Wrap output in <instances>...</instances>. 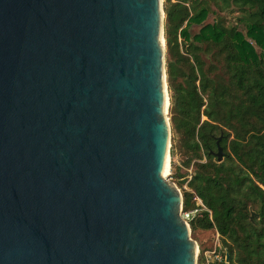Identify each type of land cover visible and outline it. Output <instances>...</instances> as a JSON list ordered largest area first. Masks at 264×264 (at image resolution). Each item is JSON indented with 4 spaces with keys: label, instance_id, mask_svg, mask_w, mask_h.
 Returning a JSON list of instances; mask_svg holds the SVG:
<instances>
[{
    "label": "water",
    "instance_id": "water-1",
    "mask_svg": "<svg viewBox=\"0 0 264 264\" xmlns=\"http://www.w3.org/2000/svg\"><path fill=\"white\" fill-rule=\"evenodd\" d=\"M163 18L162 0H0V264H196L164 178Z\"/></svg>",
    "mask_w": 264,
    "mask_h": 264
},
{
    "label": "trees",
    "instance_id": "trees-1",
    "mask_svg": "<svg viewBox=\"0 0 264 264\" xmlns=\"http://www.w3.org/2000/svg\"><path fill=\"white\" fill-rule=\"evenodd\" d=\"M212 7L236 13L234 24L206 22ZM163 13L169 126L192 166L182 212L195 197L205 207L187 221L196 264L212 230L222 258L209 264H264V0H164Z\"/></svg>",
    "mask_w": 264,
    "mask_h": 264
},
{
    "label": "rangeland",
    "instance_id": "rangeland-1",
    "mask_svg": "<svg viewBox=\"0 0 264 264\" xmlns=\"http://www.w3.org/2000/svg\"><path fill=\"white\" fill-rule=\"evenodd\" d=\"M163 1L162 0V5H163ZM212 10L209 14H208V18L206 20V22H213L214 19L216 17H219L221 19H223L225 26H231L234 24V21L236 19V13H228V11H217L216 8L212 7ZM239 29H242V25L238 24ZM197 27L194 26L192 31L195 32L197 31ZM165 47V46H164ZM166 76V75H165ZM166 83V81H165ZM166 91H167V95H168V106H167V117H168V121H169V92H168V88H167V83H166ZM170 125V124H169ZM173 153V154H171ZM168 161H167V169L164 171V178L169 181L172 182L179 190L180 194L183 191H187V181L190 178V175L192 174V166L190 165L188 168H186L183 165V162L186 160V157L184 156V154H182V152L177 148V137L171 133V129H170V134H169V144H168ZM183 175L182 178H177L178 175ZM212 236L215 235V230H212ZM191 234V233H190ZM191 238L194 240V238L191 236ZM209 238H211V236L209 235ZM195 241V240H194ZM196 243V262L198 260L199 257V245L197 243V241H195Z\"/></svg>",
    "mask_w": 264,
    "mask_h": 264
},
{
    "label": "built area",
    "instance_id": "built-area-1",
    "mask_svg": "<svg viewBox=\"0 0 264 264\" xmlns=\"http://www.w3.org/2000/svg\"><path fill=\"white\" fill-rule=\"evenodd\" d=\"M197 208L194 210L182 212L181 207V216L182 218L187 222L190 220L198 211L205 210V207L203 206L201 200L197 197H195ZM221 244L219 241V235L218 232L215 230V235L213 237V247L211 251H205L202 255V264H209L212 260H220L222 258L221 256Z\"/></svg>",
    "mask_w": 264,
    "mask_h": 264
},
{
    "label": "bare ground",
    "instance_id": "bare-ground-1",
    "mask_svg": "<svg viewBox=\"0 0 264 264\" xmlns=\"http://www.w3.org/2000/svg\"><path fill=\"white\" fill-rule=\"evenodd\" d=\"M167 161H168V158H166V164H165L164 171L167 169Z\"/></svg>",
    "mask_w": 264,
    "mask_h": 264
}]
</instances>
